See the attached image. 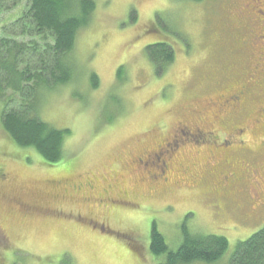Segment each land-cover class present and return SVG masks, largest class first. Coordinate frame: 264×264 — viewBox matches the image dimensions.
<instances>
[{
    "label": "rangeland",
    "instance_id": "rangeland-1",
    "mask_svg": "<svg viewBox=\"0 0 264 264\" xmlns=\"http://www.w3.org/2000/svg\"><path fill=\"white\" fill-rule=\"evenodd\" d=\"M94 2L90 22L67 54L70 80L41 88L40 105L30 112L71 131L61 160L50 164L34 148L16 145L2 127L0 101V264H161L165 255L155 256L150 247L154 223L170 249L178 248L185 231L225 236L229 247L220 259L189 264H230L237 243L264 226L235 227L241 224L237 213L213 193L211 156L229 158L231 152L210 142L189 146L180 155L184 164L172 162L166 181L154 179L156 170L147 171L136 158L162 144L179 122L189 124V109L219 112V96L246 83L251 59L264 49V0ZM28 3L0 2V37L13 39L14 48L25 42L20 65L34 68L48 60L51 41L36 31L21 36L26 27L17 19ZM158 42L176 53L160 72L146 51ZM32 95H13L11 108L27 105ZM262 105L250 101L239 121L257 159L250 164L264 166ZM253 118L262 124L251 125ZM111 198L121 199L112 205Z\"/></svg>",
    "mask_w": 264,
    "mask_h": 264
},
{
    "label": "trees",
    "instance_id": "trees-1",
    "mask_svg": "<svg viewBox=\"0 0 264 264\" xmlns=\"http://www.w3.org/2000/svg\"><path fill=\"white\" fill-rule=\"evenodd\" d=\"M3 1L5 0H0V2ZM95 7L94 0H29L28 7L17 19V26L26 27L21 30V36H27L30 32L36 31V35L41 38H50L51 41L50 44L47 43L48 48L45 50L48 54L45 58L50 63L48 60L42 61L39 67L33 68L31 64L21 67L25 62L22 57L28 46L25 42H16L17 46L14 48L11 45L13 39L0 37L2 127L16 145L34 148L50 164L61 160L65 139L71 131L67 128H56L32 116L30 112L40 105L41 100L37 93L41 88L53 89L70 80L67 69H71V66L68 63L67 54L74 49L77 33L88 25ZM224 26L227 28L226 24ZM232 49H237V45H231ZM146 51L148 59L158 72L172 64L176 55L172 46L165 42L150 44L146 47ZM122 68L118 69V76ZM48 73L50 79H54L52 84L47 80ZM90 78L91 87L97 88L99 85L97 75L92 74ZM8 90L11 92L6 95ZM26 90L33 93L28 103L26 101L27 105L20 102V106L11 108L12 96L22 95ZM35 97H37L36 102ZM150 247L155 256L165 255L161 264L214 262L227 251L229 240L225 236L185 231L178 248L170 249L164 235L154 223ZM230 264H264V226L247 240L237 243Z\"/></svg>",
    "mask_w": 264,
    "mask_h": 264
},
{
    "label": "flooded vegetation",
    "instance_id": "flooded-vegetation-1",
    "mask_svg": "<svg viewBox=\"0 0 264 264\" xmlns=\"http://www.w3.org/2000/svg\"><path fill=\"white\" fill-rule=\"evenodd\" d=\"M261 12L263 15L264 11ZM241 16L240 25H244L246 18L243 12ZM250 66L252 71L246 83L226 90L219 96L217 102L219 112L189 109L187 114L189 124L179 122V126L164 137L162 144L136 158L137 162L135 161L138 165H143L147 171L155 169L158 176L156 174L154 179L166 181L173 167L172 162L176 163L174 164L176 167L184 164L180 155L189 146L205 145L210 142L215 144L214 148L218 150L231 152L229 158H220L213 153L207 172L208 176L212 177L213 193L227 201V211L230 208L235 215L237 213L236 218H239L241 224L235 227L240 228L264 222V166L260 165L261 163L250 164V160L257 159L253 156V151L247 147L248 128L239 121L240 116L248 112L250 101L258 98L264 102V49L257 51L250 61ZM260 109L264 113V105L260 106ZM250 123L258 127L262 120L253 118ZM208 137L215 141L209 140ZM236 153L243 154L236 156ZM148 166L152 167L147 168ZM56 183L61 185V182ZM120 199L109 200L113 205ZM221 209L220 204L217 211L220 217L223 216Z\"/></svg>",
    "mask_w": 264,
    "mask_h": 264
},
{
    "label": "bare ground",
    "instance_id": "bare-ground-1",
    "mask_svg": "<svg viewBox=\"0 0 264 264\" xmlns=\"http://www.w3.org/2000/svg\"><path fill=\"white\" fill-rule=\"evenodd\" d=\"M262 190V189H261Z\"/></svg>",
    "mask_w": 264,
    "mask_h": 264
}]
</instances>
